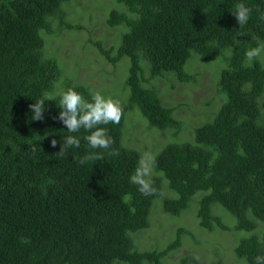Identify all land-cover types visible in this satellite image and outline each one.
Listing matches in <instances>:
<instances>
[{
    "label": "trees",
    "instance_id": "1",
    "mask_svg": "<svg viewBox=\"0 0 264 264\" xmlns=\"http://www.w3.org/2000/svg\"><path fill=\"white\" fill-rule=\"evenodd\" d=\"M70 1L0 0V264H166L182 247L184 228L163 250H138L134 235L149 228L155 208L178 218L194 197L201 228L229 229L214 213L215 205L233 215L237 229L247 233L236 257L254 264L264 255V52L251 62L245 53L264 45V0H117L106 24L126 27L121 44L98 43V50L114 72L127 75L125 99L119 93L112 97L123 108L121 122L100 126L120 154L90 149L87 142L74 158H63L62 167L52 148L47 161L37 157L53 138L58 147L68 135L86 141L82 131L69 133L60 125L61 96L71 88L91 102L94 94L70 76L63 80L65 61L48 43L63 34L53 25L68 28L63 5ZM238 3L253 9L243 28L233 15ZM193 53L205 63L219 59L227 68L201 112L215 100L223 103L211 122L196 129L193 143H180L184 123L156 88L145 86L144 65L151 80L174 75L172 88L182 91L199 83L200 73L190 71ZM87 56L94 68L91 50ZM125 58L130 65L123 66ZM45 93L44 119L32 120L29 105ZM135 110L150 130L165 132L166 146L159 153L149 144L143 153L125 145L127 134L135 137L128 132L135 129L128 127ZM187 117L188 123L197 119ZM29 127L37 140L32 147L20 137ZM171 127L176 136L167 137ZM147 148L156 161L148 177L157 189L151 196L130 183L140 157L150 153ZM90 152L103 160L79 164L78 158ZM167 187L174 196L165 194ZM197 262L186 256L176 264Z\"/></svg>",
    "mask_w": 264,
    "mask_h": 264
},
{
    "label": "rangeland",
    "instance_id": "2",
    "mask_svg": "<svg viewBox=\"0 0 264 264\" xmlns=\"http://www.w3.org/2000/svg\"><path fill=\"white\" fill-rule=\"evenodd\" d=\"M117 7V0H71L63 5V12L72 24H68V28L63 24L53 25V30L63 34L51 36L48 43L52 48L57 49L58 56L65 61L67 72L63 76V80L70 76L77 84L91 86L92 93L99 92L105 98H112L113 95L119 93L123 95L124 100L127 94L124 92L126 73H123L122 70L114 72V67L104 61L105 58L98 50V43H101L103 47L109 45L117 47L121 44L122 34L125 32L126 27L109 28L106 24L109 12ZM102 21L105 24H101ZM60 29L63 31H60ZM88 50H91V58L96 63L94 68L89 67ZM226 56L229 57L230 52ZM122 62L123 66L130 65L127 58L123 59ZM189 63L192 73H200L199 83L197 86H190L182 91L173 90L172 86L177 84L174 75L151 80L148 63H145L143 72L145 86L156 88L163 104L175 108V117L183 121L182 134L176 139L180 143H193L196 129L211 122L223 103L219 104L215 100L202 112L200 110L203 107V100L208 101L210 96L216 92L221 72L226 67L225 63L219 59L205 63L196 53L192 54ZM106 69L110 74L105 71ZM58 93H61L59 87ZM221 95L226 99L224 94L221 93ZM178 103L185 105H178ZM178 106L180 108L177 109ZM134 112H136V115L131 116L128 127L134 126L135 129L128 132H133L135 137L127 134L124 138L125 145L135 147L143 153L144 150H141V148L149 144L159 153L166 146V139L163 136L165 132L163 133L155 128L150 130L148 120L142 113L139 110ZM187 115H190L191 118L199 116L192 123H188L186 121L188 120ZM62 123L60 121L61 126ZM30 130V127L25 129V136L21 134L20 137L29 147H32L37 140L31 136ZM80 131L84 133V136L89 135V132L83 128ZM174 131L176 130L171 127L167 137L176 136ZM86 143L87 141L80 143L79 147H84ZM17 146L23 147V144L18 141ZM61 146L60 144L59 147L56 145L55 148L52 146L47 147L37 157L47 161L52 148L59 165L64 167L63 158H74V153L77 152L79 147L69 148L64 156H60L56 153L60 151ZM150 149L152 148H147L151 153ZM22 153H25V151L16 150L14 152V154ZM165 194L174 196L168 187L165 189ZM197 206V198L194 197L190 208L178 218H171L160 209L155 208L149 228L134 235V244L137 249L140 251L144 248L146 249L143 251L163 250L177 239V231L179 227H182L185 232L182 237V247L171 253L166 264H176L180 258L186 256H199L200 260L197 262L199 264H250L236 257L235 249L242 239L247 236V233L237 229V221L233 215L221 206L215 205L214 213L222 218L229 229L223 231L216 229V227L210 231L200 227L197 218ZM262 226L264 227V224Z\"/></svg>",
    "mask_w": 264,
    "mask_h": 264
},
{
    "label": "clouds",
    "instance_id": "3",
    "mask_svg": "<svg viewBox=\"0 0 264 264\" xmlns=\"http://www.w3.org/2000/svg\"><path fill=\"white\" fill-rule=\"evenodd\" d=\"M252 12L253 9L246 6L244 3L236 4L233 15L239 24V28H243V26L248 23ZM260 18L264 20V14H262ZM66 22L72 24L67 16ZM245 34L244 32L238 33L240 36ZM262 52H264V45L247 50L245 53L247 61H253L255 58L259 57ZM46 100H48L47 93L44 94L43 98L29 105L33 114L32 120L43 121ZM59 107L62 108L63 111L60 112L58 119L63 122L64 127L69 133H76L83 128L85 131L90 132L89 135L84 137L90 149L110 150V155L119 156V150L112 148L115 141L108 135V130L104 127H100L101 125H107L109 123L119 124L121 122L123 108L118 100H114L110 97L105 98L101 93L96 92L92 95L91 102H88L80 93L70 88L62 94ZM55 119H57V117H55ZM50 143L51 146L55 148L58 141L53 138ZM61 145L60 151L56 154L64 156L69 148H78L80 146V139L73 135H68L63 138V143ZM32 150L35 151L34 148ZM100 160H103L102 155L97 152H90L82 158H78V163L83 165L89 161ZM155 163V158L151 153H144L138 161V166L134 174L130 177V183L138 186V191L144 196H151L157 192V189L153 186V182L148 178L152 173ZM194 259L199 261L200 257L195 256ZM254 264H264V255L256 256Z\"/></svg>",
    "mask_w": 264,
    "mask_h": 264
}]
</instances>
